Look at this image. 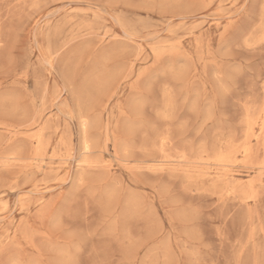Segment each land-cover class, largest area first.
I'll list each match as a JSON object with an SVG mask.
<instances>
[{
	"label": "rangeland",
	"instance_id": "374dc122",
	"mask_svg": "<svg viewBox=\"0 0 264 264\" xmlns=\"http://www.w3.org/2000/svg\"><path fill=\"white\" fill-rule=\"evenodd\" d=\"M0 264H264V0H0Z\"/></svg>",
	"mask_w": 264,
	"mask_h": 264
},
{
	"label": "bare ground",
	"instance_id": "6f19581e",
	"mask_svg": "<svg viewBox=\"0 0 264 264\" xmlns=\"http://www.w3.org/2000/svg\"><path fill=\"white\" fill-rule=\"evenodd\" d=\"M165 115V114H164ZM168 118V117H167ZM245 166H246V164H245ZM250 167V166H249ZM224 170V169H223ZM226 174V173H225ZM228 174V173H227ZM230 174V173H229ZM251 190V189H250ZM252 234V233H251Z\"/></svg>",
	"mask_w": 264,
	"mask_h": 264
}]
</instances>
